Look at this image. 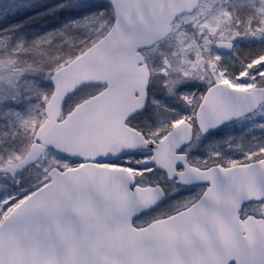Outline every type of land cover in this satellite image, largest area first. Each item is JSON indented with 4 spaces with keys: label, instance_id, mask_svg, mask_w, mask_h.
<instances>
[{
    "label": "snow or ice",
    "instance_id": "6c2138e0",
    "mask_svg": "<svg viewBox=\"0 0 264 264\" xmlns=\"http://www.w3.org/2000/svg\"><path fill=\"white\" fill-rule=\"evenodd\" d=\"M0 264H264V0H0Z\"/></svg>",
    "mask_w": 264,
    "mask_h": 264
}]
</instances>
